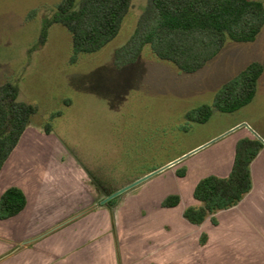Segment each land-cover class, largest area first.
Returning a JSON list of instances; mask_svg holds the SVG:
<instances>
[{
    "label": "rangeland",
    "instance_id": "obj_1",
    "mask_svg": "<svg viewBox=\"0 0 264 264\" xmlns=\"http://www.w3.org/2000/svg\"><path fill=\"white\" fill-rule=\"evenodd\" d=\"M61 1L0 0V85L16 83L18 99L38 108L7 168H20L16 178L29 175L33 185H47L43 194L34 195L35 202L61 203L60 210L69 199L72 207L79 200L78 211L102 206L101 196L210 142L116 198L160 186L173 192L178 171L193 170L238 134L264 138V70L248 104L231 112L214 108L205 122L189 116L201 105H213L223 85L250 63L264 66V26L255 40L228 39L203 68L184 73L141 43L156 18L151 0H130L118 34L71 62V35L54 21ZM47 123L50 133L44 129ZM193 179L190 175L180 182L184 190ZM4 183L1 178L0 186ZM96 184L101 192L95 191Z\"/></svg>",
    "mask_w": 264,
    "mask_h": 264
},
{
    "label": "crops",
    "instance_id": "obj_2",
    "mask_svg": "<svg viewBox=\"0 0 264 264\" xmlns=\"http://www.w3.org/2000/svg\"><path fill=\"white\" fill-rule=\"evenodd\" d=\"M243 137L254 136L238 134L193 170L186 168L183 176L177 175L173 192L160 186L140 195L127 194L113 206L86 209L84 204L81 211L79 200L72 207L69 199L61 209L66 212L60 210L61 203L55 207L35 202L47 185H33L29 175L16 178L20 168L9 170L8 158L0 171L5 182L0 195L16 185L25 192L27 204L19 214L0 220V264H264V145L250 164L252 188L240 202L201 224L183 216L186 207L201 204L193 195L201 178L230 174L236 143ZM190 175L193 183L184 190L180 182ZM94 187L101 192L97 184ZM170 194H178L180 201L164 207ZM16 242L25 244L7 253Z\"/></svg>",
    "mask_w": 264,
    "mask_h": 264
},
{
    "label": "trees",
    "instance_id": "obj_3",
    "mask_svg": "<svg viewBox=\"0 0 264 264\" xmlns=\"http://www.w3.org/2000/svg\"><path fill=\"white\" fill-rule=\"evenodd\" d=\"M151 4L156 12L155 22L143 33L141 43L148 44L156 57L173 63L184 73L203 68L228 39L255 40L264 26V4L260 0H151ZM129 9L130 0H83L79 5L76 0H62L54 21L71 35L74 51L71 62L77 54L95 52L111 41ZM263 70L261 62L250 63L223 85L213 105H201L189 112V116L205 122L214 108L231 112L248 104ZM18 95L16 83L6 81L0 85V171L38 111L36 105L18 99ZM44 129L50 133L51 124L47 123ZM263 145L259 137L239 139L230 174L201 178L193 193L201 204L186 207L183 216L191 223L201 224L215 212L240 202L252 188L250 164ZM184 174L185 170L178 171L179 176ZM117 199H112L108 206H113ZM179 201L178 194H170L162 205L173 207ZM26 204L22 188L7 187L0 195V220L19 214Z\"/></svg>",
    "mask_w": 264,
    "mask_h": 264
},
{
    "label": "water",
    "instance_id": "obj_4",
    "mask_svg": "<svg viewBox=\"0 0 264 264\" xmlns=\"http://www.w3.org/2000/svg\"><path fill=\"white\" fill-rule=\"evenodd\" d=\"M209 144H210V142H207V143H205V144H203V145L197 147L196 149L192 150V151L189 152L188 154L184 155V156L181 157L180 159H178V160H176V161H174V162H171V163H169V164H167V165H165V166H163V167H160V168H158V169H155V170L149 172L148 174L144 175L143 177H141V178H139V179H137V180H135V181H133V182H131V183H129V184H127V185H125V186H123V187H121V188H119V189H117V190H115V191H113V192H111V193L105 195V196H103V197L100 199V201H99V202H100V205L104 206V205L109 204L110 201H111L112 199H114V198H116V197H119L120 195H122L124 192H126L127 190H129V189L132 188L133 186H135V185L141 183L142 181H144V180H146V179L152 177L153 175H155V174H157V173H159V172H161V171H164L165 169H167V168L173 166L174 164H176L177 162L181 161L182 159H184V158L187 157L188 155L197 152L198 150L204 148L205 146H207V145H209Z\"/></svg>",
    "mask_w": 264,
    "mask_h": 264
},
{
    "label": "flooded vegetation",
    "instance_id": "obj_5",
    "mask_svg": "<svg viewBox=\"0 0 264 264\" xmlns=\"http://www.w3.org/2000/svg\"><path fill=\"white\" fill-rule=\"evenodd\" d=\"M103 196H105V195H103ZM103 196H102V197H103Z\"/></svg>",
    "mask_w": 264,
    "mask_h": 264
}]
</instances>
